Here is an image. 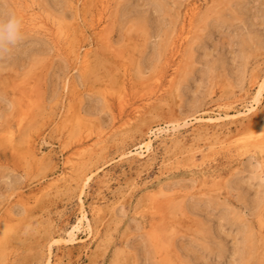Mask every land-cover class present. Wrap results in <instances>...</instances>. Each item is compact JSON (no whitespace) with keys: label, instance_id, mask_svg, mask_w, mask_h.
<instances>
[{"label":"rangeland","instance_id":"rangeland-1","mask_svg":"<svg viewBox=\"0 0 264 264\" xmlns=\"http://www.w3.org/2000/svg\"><path fill=\"white\" fill-rule=\"evenodd\" d=\"M42 1L63 21L65 34L56 39L58 47L23 34L13 52L0 58V229L8 232L0 264H45L49 245L68 237L84 210L98 233L92 238L86 221L75 230L85 241L71 245V264H128L124 254L119 256L126 243L137 264H159L150 236L188 264H264V238L250 228L264 203V143L207 137L196 149L189 143L178 146L170 158L165 145L173 143L172 135L155 134L170 117L153 108L182 84L178 103L183 117L195 110L197 116L217 117L220 104L240 96V87L235 95L222 92L221 75L228 81L240 77L248 91L232 112L250 106L256 77L264 75V0H224L211 9L206 0H82L78 14L71 0ZM192 3L204 5L193 23L187 14ZM9 11L14 13L6 0L0 4V18ZM100 15L104 21L97 30L94 19ZM191 42L195 62L184 63L185 72L176 73ZM132 61L144 68L138 71ZM72 80L79 96L73 94ZM7 82L14 83L23 100L34 101L21 127L16 93L4 87ZM146 115L155 129L150 134L155 150L149 157L127 156L126 151H141L137 147L150 133V128L135 130ZM191 132L188 127L182 134ZM90 150L93 157L78 185H49L81 164ZM246 158L258 167L249 165L254 170L237 178L240 189L230 195L225 184ZM130 173L134 185L129 190L124 185ZM100 191L117 200L120 222L108 216L97 223L92 219L93 203L103 204ZM161 201L165 209L158 205ZM154 223L158 225L152 229ZM61 245L54 244L53 253L68 248Z\"/></svg>","mask_w":264,"mask_h":264},{"label":"bare ground","instance_id":"bare-ground-1","mask_svg":"<svg viewBox=\"0 0 264 264\" xmlns=\"http://www.w3.org/2000/svg\"><path fill=\"white\" fill-rule=\"evenodd\" d=\"M8 1L11 4V6H12V8L14 10V13L22 20V30H21L22 31V35L23 34H28V35H31V36L42 37L46 41H51L52 43L53 42L56 43V39H59V38L63 37V35L65 34V27H64L63 21L61 19L57 18L55 16V14L52 13V11L47 6V4L45 2H43L42 0H8ZM80 1H82V0H71V6L76 11H77V8H79V2ZM223 1L224 0H206L205 7L207 9H211L210 6H212L214 4L221 5L223 3ZM83 4H85V2H83L82 5ZM100 6H102V5L100 4ZM180 6H181V4H180ZM202 7H204V5L200 6V4L192 3L191 6H189L187 8V14H189V16L192 18V23H193V18H195V16L199 13V11H200V9H202ZM77 14H78V11H77ZM187 14H185V15H187ZM202 14H204V13H202ZM101 15L99 17H96V19H94V21L96 22V23H94V27L97 28V30H98V27L100 25H102V23L104 21V19L102 18ZM191 18H190V20H191ZM85 19H86V16L84 15L83 20H85ZM188 23H189V21H188ZM183 25H184V22H183ZM195 25H194V27H195ZM186 28H188V25H187ZM132 37H133L132 34L128 35L127 41H130L132 39ZM58 45L59 44H57V47H58ZM51 47H52V45H51ZM79 47L81 49V46H79ZM193 49H194V42H191L189 44V47L184 49V55L182 56V58L180 57L181 60L178 61V63L176 64V67H175V70H174L176 73L177 72L180 73L182 71L184 73L185 70L182 68V66H186L187 64L195 62V56H194ZM89 50H91V49H89ZM178 53H179V51H178ZM79 54L76 55L78 59H80L79 58ZM87 55L88 54L86 53V56ZM175 55H177V54L175 53ZM81 58H82V56H81ZM168 60H169V58H168ZM184 63H186V65H183ZM132 64L135 66V68H137L138 71H141L144 68V67H142L140 65L139 62L135 63V62L132 61ZM149 68L147 67V69H149ZM88 70H90V69H88ZM76 71H74V72H76ZM73 74H76V73H73ZM76 76H78V75L76 74ZM185 76H186V74H185ZM220 78H221V89H222V92H224V93L226 92V93H228L230 95H235L236 88L240 87L239 88L240 96H239L238 99H232L229 102H223L222 104H220V106H222V109L219 110V112H221V113L217 117L204 118L205 116L204 117L197 116L196 113L198 112V110H195L194 112L188 113V115L183 117L182 116V109H181V107H180V105L178 103L179 93H180V90L182 89V84H180V85H178L176 87L174 86L170 90V93H169L167 99L164 100L162 103L154 104L153 108L157 109L158 113H163L166 110L167 113H168V116L170 117V120L165 123V127L162 126V127L156 128V129H158V132L155 133L156 137H160V136H162V134H165L167 132H169V134L172 135L170 139L172 140L173 143L171 145H169V146L165 145L166 153L169 154L170 158L174 157L173 155L176 154V148L178 146H186L189 143L193 147V149H196L195 146L196 145L199 146L200 140H203V139H205L207 137H214L215 139H220V138L221 139H226V136H231V137L239 138L243 142H248L249 140L253 139V140H255V144L264 143V134H262V133H264V122H262V120L264 118V111H262V108L260 107V105L263 102L262 99L264 97V75L262 77H260V79H258L259 75H258V77H256L257 78L256 89H255L256 91L254 93L252 101L249 103L250 106L247 105L248 107H246L244 110L238 111V112H235V113L232 112V110L235 109V104L236 103H242L241 101L246 98V96L248 94V91L247 90L246 91L243 90V86H244L243 84H241V85H243L241 87V85H240V77H239L238 81L236 79H234L232 81H228L227 79L223 78L222 75L220 76ZM66 83L67 82H65V84ZM71 86H72V89H73V94H75V96H79L80 93L77 92L78 91V85L76 84L75 80H72V85ZM4 87H12L13 93H16V94H14L15 109H16V111L21 112V113H18L17 123H18V126L21 127L24 119L27 116V111L32 108V106L34 104V101H32V99L30 97H26L25 100H23V98L19 97L17 95V92H14V83L13 82L12 83L7 82L4 85ZM65 87H63V88H65ZM117 90H119V89H117ZM81 107H83V106H81ZM89 113H90V111H89ZM148 118L149 117L147 115H146V119H144V118L142 119V117H141L140 122L137 124L136 129L134 128L138 132H144L145 129L150 128V130H149L150 133H149L148 137L144 141H140V143H139V145L137 147V148H141V151H139V150L126 151V152H128L126 154L127 156H132V157H136V156L137 157L138 156L139 157H147L148 156L149 157L154 152V150H155V148H154L155 147V145H154V137L152 138L150 136V134L151 133L153 134L155 129L153 130V125L150 126V122L146 123V120H148ZM199 125H200V127H199ZM201 126H202V128H201ZM232 126L235 127V130H236L235 133L231 132V127ZM188 127L192 128V132L189 135H183L182 134L183 131L186 130ZM134 148L137 149L136 147H134ZM91 150L88 151V157L85 158L84 160H82L81 164H79L76 167H74L72 171L61 173L60 176L55 178L49 185H51V186L55 185V186H59V187L63 186L62 189H70L72 185H74V184L78 185L79 181H77V178L80 177L82 175V173H84V171L88 168V163L93 157V152ZM195 151L196 150H193V153ZM124 157H125V155L122 156L121 158H124ZM176 157L179 158V156H177V155H176ZM240 158H242V157H240ZM246 160H247V158H246ZM246 160L245 159L240 160L239 161V165H238L239 167L237 169H235V171L231 174L232 178L230 179V181H232V179L235 177L236 178V181H235V178H234L235 184L231 185L230 181H228V183L225 184L226 185L225 186L226 187V192L228 194H230V195H232V191L238 190V188L240 186V180H237V178L242 173H245L248 170L253 171L254 170L253 166H255V168L258 167V165H253V164L250 163L251 162V158H249V160H247V161ZM175 161L177 163H179L180 159H177ZM261 164L264 165V156H263V158L261 160ZM249 165H253L252 166L253 168L251 167L250 169H248L250 167ZM99 169H100V167H99ZM96 170H94V172ZM91 173H93V172H91ZM136 173H138V172H136ZM53 174H54V172H53ZM90 177H91V174L87 175L86 179H84L85 180V184L88 182V179ZM46 178H47V176H46ZM127 178H126V184L124 186L130 190V186L132 187L134 185L133 184L134 178H132V173H130V175H127ZM129 182H131V183H129ZM159 186H160L161 191H162V189L164 188L163 187L164 185L160 184ZM109 187H110V185L108 184V188ZM17 189H15V191ZM123 190H124V188L120 187L118 189V193L119 194L123 193ZM11 195L14 196L13 194H11ZM7 199H8V197H7ZM98 199L103 204L100 205V204L97 203V201H96V203H93L92 208H91L92 219H94L96 221V223H97V221H101L102 219H104L105 217L108 216L112 220V222H115V221L120 222L121 220L120 219L118 220V217H119V214H122V212H120L121 210L119 211L120 213L117 211V209H119L117 207L118 206L117 200H110V199L106 198L105 196H103L101 191L98 193ZM80 201L83 204L84 200H83V197H82V190H81V195H80ZM159 204H160V207H163V209H165V206L163 205L162 201L158 202V205ZM172 204H173V202H172ZM258 204L255 203V206H258ZM13 206H15V205H13ZM119 207H120V205H119ZM2 209H3V207H2ZM173 209H172V211H173ZM175 210H176V207H175ZM172 211H171V213H173ZM18 212H16V213H18ZM81 212H82V215L79 218V222H78V224L73 225V227L69 230V236L66 237V238H64V237L60 238L59 237L57 239H54L55 240L54 244L59 245V248H60L61 244H62L61 246H68V248L66 250H61L60 249L56 253H53V249L55 247L54 244L50 243L51 245H49L48 244L49 242L46 243V245L47 244L49 245V251L47 252L45 264H71L72 258H73L72 254L74 252L73 247H71V245L76 243V242H80V241L84 242L85 241L84 238H79V237L76 236L75 230L79 229L80 225L82 223H84L85 221H86L87 226L89 228V232H90L89 234L92 236V238L97 236L98 230L94 229L92 220L88 216L87 211L84 210V211H81ZM177 212L175 211V213H177ZM257 213H258L257 214V221H256V223L254 225L250 224V228L257 230L258 234L262 238H264V203H263L262 209L259 210ZM157 225H158L157 223L151 224V228L154 229ZM162 225L164 227H166L165 224H162ZM96 227H98V226L96 225ZM126 227L129 228L128 226H126ZM131 228H129V229H131ZM2 229H0V252L3 253L2 244H3V241L6 240V238L8 236V232L5 231V229L3 230V232H1ZM150 237H151V240H152L151 241V245L153 246V249H154V251H155V253H156L157 257H158L159 264H188V262H186L182 258V256L177 255L176 253H173L169 248H166L165 246H163L162 245V240L160 238H158L157 236H150ZM129 245H130V242H129ZM81 251L82 250H78V253H80ZM123 254L126 256V259L128 260V264H137L136 261H135V258H136L135 254L129 248L128 243L124 244V249L121 250V252L119 253V256H122ZM89 258H91V255L89 256ZM115 263H117V262H114L113 264H115Z\"/></svg>","mask_w":264,"mask_h":264},{"label":"clouds","instance_id":"clouds-1","mask_svg":"<svg viewBox=\"0 0 264 264\" xmlns=\"http://www.w3.org/2000/svg\"><path fill=\"white\" fill-rule=\"evenodd\" d=\"M6 5V0H0ZM0 18V58L9 56L22 37V20L13 12H5Z\"/></svg>","mask_w":264,"mask_h":264},{"label":"snow or ice","instance_id":"snow-or-ice-1","mask_svg":"<svg viewBox=\"0 0 264 264\" xmlns=\"http://www.w3.org/2000/svg\"><path fill=\"white\" fill-rule=\"evenodd\" d=\"M262 134H264V133H262ZM261 179H262V183H264V177H262Z\"/></svg>","mask_w":264,"mask_h":264}]
</instances>
